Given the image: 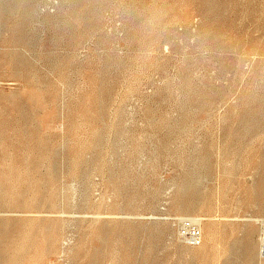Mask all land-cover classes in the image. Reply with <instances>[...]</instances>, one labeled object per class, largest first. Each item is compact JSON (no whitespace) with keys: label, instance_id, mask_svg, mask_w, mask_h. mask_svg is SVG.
Masks as SVG:
<instances>
[{"label":"rangeland","instance_id":"rangeland-1","mask_svg":"<svg viewBox=\"0 0 264 264\" xmlns=\"http://www.w3.org/2000/svg\"><path fill=\"white\" fill-rule=\"evenodd\" d=\"M0 264H264V0H0Z\"/></svg>","mask_w":264,"mask_h":264},{"label":"built area","instance_id":"built-area-1","mask_svg":"<svg viewBox=\"0 0 264 264\" xmlns=\"http://www.w3.org/2000/svg\"><path fill=\"white\" fill-rule=\"evenodd\" d=\"M181 239L189 246L196 247L202 242L199 225L192 219H181L178 224Z\"/></svg>","mask_w":264,"mask_h":264},{"label":"bare ground","instance_id":"bare-ground-1","mask_svg":"<svg viewBox=\"0 0 264 264\" xmlns=\"http://www.w3.org/2000/svg\"><path fill=\"white\" fill-rule=\"evenodd\" d=\"M198 219V218H197ZM197 219H193L192 218V220H194V222H196L198 225H199V227H200V229H201V232H202V240H203V231H202V226H201V221H200V219L199 220H197ZM202 243V242H201ZM3 253H4V251H3Z\"/></svg>","mask_w":264,"mask_h":264}]
</instances>
